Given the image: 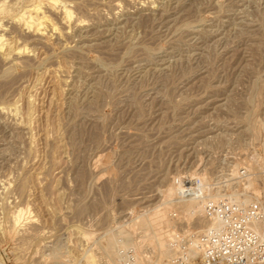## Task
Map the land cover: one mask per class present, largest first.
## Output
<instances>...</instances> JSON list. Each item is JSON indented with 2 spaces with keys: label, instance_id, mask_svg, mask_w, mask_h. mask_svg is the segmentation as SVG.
<instances>
[{
  "label": "rangeland",
  "instance_id": "374dc122",
  "mask_svg": "<svg viewBox=\"0 0 264 264\" xmlns=\"http://www.w3.org/2000/svg\"><path fill=\"white\" fill-rule=\"evenodd\" d=\"M52 2L0 0V264H165L184 177L264 197V0Z\"/></svg>",
  "mask_w": 264,
  "mask_h": 264
},
{
  "label": "built area",
  "instance_id": "2783aa9c",
  "mask_svg": "<svg viewBox=\"0 0 264 264\" xmlns=\"http://www.w3.org/2000/svg\"><path fill=\"white\" fill-rule=\"evenodd\" d=\"M252 177L240 170L243 186ZM205 184L201 178H183L179 183L180 200H203L204 228L195 235H183L176 229L168 239L169 257L165 264H264V197L238 200L228 198L231 183ZM264 190V180L260 185ZM223 190V192H222ZM219 192L218 196L213 194ZM198 244L193 247L194 240ZM124 264L139 262L132 246L123 251Z\"/></svg>",
  "mask_w": 264,
  "mask_h": 264
},
{
  "label": "bare ground",
  "instance_id": "6f19581e",
  "mask_svg": "<svg viewBox=\"0 0 264 264\" xmlns=\"http://www.w3.org/2000/svg\"><path fill=\"white\" fill-rule=\"evenodd\" d=\"M54 1H57V0H53ZM52 2V4H54ZM32 7V6H31ZM41 7L39 5H35L33 8H29V10H26L21 16H22V19H23V24L25 27H28V28H31V27H35V30H37L38 32L41 31L44 27V24L48 23L50 18L49 16L45 13V12H41ZM0 11H2L3 13L5 12H8V8L7 6H5L4 4H1L0 5ZM9 13V12H8ZM19 16V15H18ZM72 18V12L70 9L68 8H65L64 10V19L65 20H71ZM21 19V18H20ZM21 19V20H22ZM22 24V23H21ZM23 26V27H24ZM3 39V36L1 35L0 36V41ZM7 51H5V55L6 56H9V55H12L15 51L17 52V50L14 48V46L11 45V43H7ZM3 46L0 44V48H2ZM21 49V48H20ZM19 49V50H20ZM20 52V51H19ZM10 58V57H9ZM248 169H250V167H247ZM239 172L238 168L235 167L233 169V173L234 174H237ZM203 179V177H202ZM248 183H246L245 185H243L244 187L246 188H250V187H253L254 186V180H252V177H248ZM255 189V190H254ZM254 190V193L255 194H260V191L256 188H253ZM231 193L227 194L228 198H231V199H235V200H238L239 198H241L243 195L244 198H247V199H251V198H257V196L253 195V194H250V192L247 190H243V191H239V190H234L233 191L231 190L230 191ZM218 193L219 192H215L213 194L214 197L218 196ZM189 200V199H187ZM186 201V200H185ZM200 203L203 204V200H198V199H190V201H187L184 205V213L187 214V215H193L199 211H202L203 207H202V204L200 205ZM184 204V203H183ZM159 211V210H158ZM157 211V212H158ZM21 213L22 211L19 210L17 211L16 213H13L14 214V217H13V220L12 222H14L15 224L19 223L20 221V217H21ZM159 213V212H158ZM13 216V215H12ZM160 220V219H158ZM156 221V220H155ZM15 226V225H14ZM167 230V229H166ZM165 231V230H164ZM172 232L168 231V232H160L159 233V236L161 238V245L164 246L165 243H166V240H165V236H168V237H171V234ZM169 239V238H168ZM198 241L199 239L196 238L193 242V247H195L197 244H198ZM136 245V244H135ZM135 245H133V248L135 250V253H136V257L138 259L139 262H142L143 264H157V263H153L150 259H146L144 258L143 254L138 251V248L135 247ZM130 247V246H129ZM128 248V247H127ZM138 251V252H137ZM146 252V251H145ZM167 254V253H166ZM153 257V256H152ZM91 259V258H90ZM148 260V261H147ZM150 261V262H149ZM93 263V258L91 260H88V264H92Z\"/></svg>",
  "mask_w": 264,
  "mask_h": 264
}]
</instances>
